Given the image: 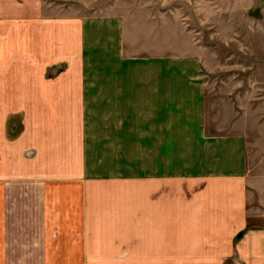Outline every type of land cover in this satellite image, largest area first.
<instances>
[{"label":"crops","instance_id":"crops-1","mask_svg":"<svg viewBox=\"0 0 264 264\" xmlns=\"http://www.w3.org/2000/svg\"><path fill=\"white\" fill-rule=\"evenodd\" d=\"M143 3L0 0V264H264L245 140Z\"/></svg>","mask_w":264,"mask_h":264},{"label":"rangeland","instance_id":"rangeland-1","mask_svg":"<svg viewBox=\"0 0 264 264\" xmlns=\"http://www.w3.org/2000/svg\"><path fill=\"white\" fill-rule=\"evenodd\" d=\"M128 1L131 13L144 5ZM151 1L175 19L162 39L173 30L203 57L209 130L244 138L248 208L264 212V0Z\"/></svg>","mask_w":264,"mask_h":264},{"label":"built area","instance_id":"built-area-1","mask_svg":"<svg viewBox=\"0 0 264 264\" xmlns=\"http://www.w3.org/2000/svg\"><path fill=\"white\" fill-rule=\"evenodd\" d=\"M239 264H242V263H239Z\"/></svg>","mask_w":264,"mask_h":264}]
</instances>
